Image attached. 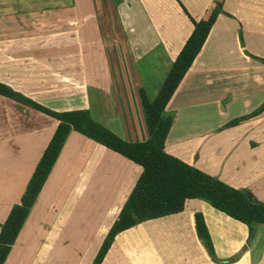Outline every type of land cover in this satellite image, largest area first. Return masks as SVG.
I'll return each instance as SVG.
<instances>
[{"label":"crops","instance_id":"1","mask_svg":"<svg viewBox=\"0 0 264 264\" xmlns=\"http://www.w3.org/2000/svg\"><path fill=\"white\" fill-rule=\"evenodd\" d=\"M146 1L140 0V4L145 5ZM171 2L177 14L182 10L186 29L179 44H169L164 38L162 41L156 24L153 33L131 29L127 21L134 18L126 2L121 1L119 25L124 43L108 45L98 39L97 28L103 18L93 10L94 0H0V82L54 111L88 110L95 121L126 141L145 140L149 134L140 89L148 98L149 95L147 82L144 84L138 74V64L151 57L159 61L162 66L152 62L146 73L156 77L165 73L159 79L160 88L193 30V21L207 19L216 3H220L223 11L217 14L201 51L165 106L164 113L174 117L165 139V151L233 187L248 190L264 202V108L238 124L227 125L264 104V0ZM156 41L162 43L158 47L163 54L159 56L152 54L156 52ZM115 49L121 58L124 54L131 58L120 59L121 73L113 69L116 66H110L107 56L102 60V52L107 55V50ZM135 113L139 117L138 129ZM56 126L54 117L0 95V156L16 163L24 147L34 148L30 159L26 154L21 164L0 169V209L5 207L4 219L13 204L19 203ZM57 168L58 181L66 180L58 186L56 200L70 195L68 189L74 187L77 201L88 191L93 197L91 202L105 203L113 213L106 233L142 172L140 165L74 130L67 136L38 200L56 178L53 174ZM21 169L26 172L19 178ZM17 181L20 182L16 184ZM35 202L34 206L38 201ZM196 211L204 215L214 259L198 238ZM216 211L201 200L191 199L179 213L144 222L170 218V232L189 231L187 251L176 253L169 264H255L249 258L255 251L252 243L256 233L250 237L245 224ZM208 214L212 217L208 218ZM23 229L24 226L18 236ZM155 256L157 253L151 255L152 259ZM107 259L108 254L101 264H106Z\"/></svg>","mask_w":264,"mask_h":264},{"label":"trees","instance_id":"2","mask_svg":"<svg viewBox=\"0 0 264 264\" xmlns=\"http://www.w3.org/2000/svg\"><path fill=\"white\" fill-rule=\"evenodd\" d=\"M221 4L216 3L207 19L193 21V30L176 59L171 64L156 97L150 100L143 89L140 98L149 137L126 141L95 121L88 110L54 111L0 82V95L42 111L57 120L56 129L27 182L19 203L14 204L5 221L0 223V264H4L21 231L39 192L71 130L88 137L142 167L131 193L113 222L92 264H101L115 237L138 224L179 213L191 199L205 200L214 209L248 227L264 225V202L248 190L233 187L218 177L188 164L165 151V139L172 117L164 113L165 106L209 34ZM264 104L253 113L237 117L227 125H235L262 111ZM197 235L209 256L214 259L213 242L201 211L194 213Z\"/></svg>","mask_w":264,"mask_h":264},{"label":"rangeland","instance_id":"3","mask_svg":"<svg viewBox=\"0 0 264 264\" xmlns=\"http://www.w3.org/2000/svg\"><path fill=\"white\" fill-rule=\"evenodd\" d=\"M121 1L126 2L128 10L132 14V18H134L131 22L130 20L127 21L131 29L139 28L146 33L149 31L153 33L152 27L156 24L157 26L159 25L162 32V41L164 38L169 44H179L186 29L181 19L182 10L177 14V8H175V4L171 0H147L145 5L140 4V0H94L93 10L97 12L98 16L103 18V20L99 21L100 27L97 28V32L100 35L98 39H101L103 43L108 45L124 43L123 36H121L123 30L119 25V22H122L120 18L122 6L119 7ZM144 8L146 9L144 10ZM132 36L134 34L131 32V38ZM150 38L154 37L150 36ZM157 39H159V36ZM155 44L156 52L152 54L162 55L163 53L158 47L162 43L156 41ZM107 47L109 49V46H106V49ZM116 51V49L109 52L107 50V55L102 52V60L104 61L107 56L108 59L106 60L109 61L110 66H116L113 69L121 73V66L118 63L120 59H129L130 55L128 56L127 54L125 56L126 54H124L123 58H121ZM152 62H157L156 65H160L159 61L151 57L149 60H142L137 66L139 76L144 80V84L145 81L148 84L145 85L148 86L149 98H153L151 96L153 92H157L159 82L165 74L156 77L152 73V75L146 73V71L150 70ZM109 70L113 71L111 68ZM160 71L163 72V67H161ZM117 72H114L115 75ZM129 119L131 122V117ZM134 119L135 127L138 129L139 117L137 113L134 114ZM198 119L202 118L198 117ZM173 120L174 117H172V123ZM24 148L22 149L21 159H18L19 161L16 163L14 160L11 163L9 157L1 155L0 169L9 164H13L12 166L21 164L26 159V154L29 155L34 152L32 146ZM27 158L30 159V155ZM70 166L67 167L65 172L68 171ZM58 168L60 167L58 166ZM58 168L53 174V177L56 175V178H53L51 185L47 186L40 199L38 200L37 198L36 201L38 203L36 206L33 205L34 208H31L29 221L26 226L25 224L23 225V231L16 238L13 252L6 259L7 264H92L98 255L107 235V228L113 220V213L108 211L105 203L101 205L91 202L93 197L88 194V191H85L86 196L80 197V200L77 201L75 187L67 188L68 192L71 193L70 195H62L61 199L57 197L56 200V193L59 190L58 186L66 180L58 181L60 177L58 176L60 171ZM8 171L10 176L14 174L11 166ZM25 172L26 169H21L19 178H22ZM19 182L17 181L16 184ZM61 192L62 190L59 191V193ZM201 202L210 208L207 201L201 200ZM4 208L0 209V223H3L6 219V217L4 219ZM210 217L212 215L208 214V218ZM169 219L156 221V223L142 222L118 235L114 241L115 244L112 243L113 246L111 244L107 252L108 259L106 264H150L151 262L152 264H169L171 259L176 258V253H185L188 249L189 231L178 230V233L173 234V232H170L171 220ZM41 223H44V226ZM254 233H256V236L252 245H255V251L253 250L249 261L255 264H264V225L255 224L253 235ZM249 236L252 237L251 235ZM155 253L158 256L152 259L153 256L151 257V255H155Z\"/></svg>","mask_w":264,"mask_h":264}]
</instances>
